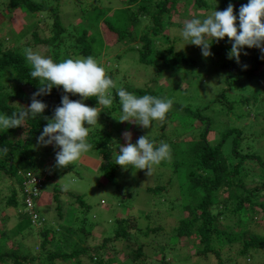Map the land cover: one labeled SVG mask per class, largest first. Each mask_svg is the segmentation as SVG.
I'll return each mask as SVG.
<instances>
[{
    "label": "trees",
    "instance_id": "obj_1",
    "mask_svg": "<svg viewBox=\"0 0 264 264\" xmlns=\"http://www.w3.org/2000/svg\"><path fill=\"white\" fill-rule=\"evenodd\" d=\"M95 1L96 6L91 8L87 0H0V23H4L8 13L20 10L27 15L29 29L37 28L42 23L47 24L48 30L45 32L50 33L48 38L41 40L38 37L39 29H34L35 41L39 46L49 49L57 47L50 53V58L57 63L67 57L75 59L93 56L97 59L101 55L98 46L104 47L105 34L115 35L114 42L118 45L130 44L115 59L122 60L126 53H134L131 62L133 60L135 65L139 64L135 68L143 71L145 67L152 73L151 80L143 87L127 84L124 89L138 96L148 94L173 102L160 127L162 130L167 129L166 133L154 135L153 131L152 137L149 136L157 145L160 142L168 143L170 156L155 167L152 176H148L145 170L138 172L140 177L146 176L149 179L161 173L164 185L150 184L145 188V193L152 201H159V208L152 202V206L147 207L137 203L138 195L129 189L130 186L134 187L133 180L125 182L118 177L120 166L116 165V139L112 125L117 122L113 117L117 112L115 103H118V111H121L116 95L119 89L116 79H122L114 70L109 76L115 84L110 90L115 106H101L99 122L90 129L88 139L93 145L91 151H96L100 158L98 169L103 174L104 182L113 185L119 200L117 211L115 204L102 210L100 208L103 212L111 213L108 220L110 222L112 219L111 229L104 230L107 236L102 245L91 244L92 238L102 229L97 221L100 216L93 214L94 205L87 195H76L63 184L60 185L65 174L72 171L71 167H65L59 172L54 165L50 173L45 171L47 158L58 150L51 153L49 147L53 149L55 145L43 146L39 143L43 128L48 123L43 117L54 116L64 95H69L73 101H84L79 95L65 93L62 87H54L50 94L37 97L47 105L41 118L27 120L25 127L0 131V176L7 175L16 184L15 188H11L12 194L7 198V205L14 211H18L21 204L26 207L13 230H0V264H136L138 261L139 264H149L147 261L168 264V254L181 243L194 252L195 262H252L257 251L264 249V234L253 230V226L264 227V116L258 112H264V93L259 87L264 82V51L245 48L237 62L229 58L231 43L228 38L215 42L209 57L225 77L223 90L217 97L207 101L206 106L192 107L190 99H186L188 103L185 99H182L183 103L177 102L169 98L170 94L167 93L179 88L191 95L192 87L199 83L205 85L207 80L197 61L177 52L167 34L172 26L178 29L183 27L178 18L186 15L190 6L195 11L203 9L207 12V2ZM230 3L238 16L240 7L247 4L248 0H221L217 10H225ZM65 11L72 15L67 16ZM204 16L195 14V18ZM75 20L79 21L77 25L74 24ZM30 71L31 65L26 61L25 53L18 47H11L5 38H0V113L10 116L22 107L30 106L34 93L41 86L38 80L30 76ZM181 75L185 80L188 78L186 83L182 78L176 79ZM167 76L175 80V88L165 90L164 78ZM234 90L236 94H232ZM86 101L89 107L98 106L95 98ZM214 118L220 122H215ZM172 123L175 127L168 133L167 127ZM247 130L254 134L250 135ZM140 132L139 128L135 129L134 143L142 136ZM189 133L191 141L181 140L183 135ZM170 134L173 137L168 139ZM245 140L250 142V146H245L247 150L243 148ZM162 169L164 171H160ZM35 173L45 178L44 189L32 201L33 210L42 221L37 231L27 213L25 199L23 202L18 201L16 190L27 180L36 178ZM48 180H54L50 196L52 206L55 204L56 217L54 213L44 216L36 208ZM103 205L105 202H102ZM138 210L144 212L139 213ZM137 213L139 218L150 222L146 230L138 223L133 227L134 219H139ZM174 213H182V216L167 225V219ZM132 228H137L134 236L130 232ZM23 234H33L38 239L34 250L27 248L22 240L14 239ZM11 236H14L13 243L7 247V240ZM139 236L153 238L150 240L151 247L158 251L152 250V256L147 255L145 246L138 242ZM132 241L137 245L136 248L131 247ZM110 244L114 250L112 254L107 253ZM122 251L129 255L125 262L120 263L115 258ZM107 255L113 257L106 260ZM152 257H158L157 262Z\"/></svg>",
    "mask_w": 264,
    "mask_h": 264
},
{
    "label": "clouds",
    "instance_id": "obj_2",
    "mask_svg": "<svg viewBox=\"0 0 264 264\" xmlns=\"http://www.w3.org/2000/svg\"><path fill=\"white\" fill-rule=\"evenodd\" d=\"M179 36L182 44L199 47L204 57L212 54L210 48L213 43L210 40L215 43L228 38L231 43L229 58L239 62L245 48L264 51V0H248L240 7L238 16L230 3L223 11L216 8L209 16L190 19L179 29ZM25 59L31 65L30 76L41 86L27 108L22 107L10 116L0 113V131L25 127L27 120L41 118L47 105L37 97L50 94L54 87H62L65 93L79 95L84 100L95 98L98 106L89 107L64 95L54 116L43 117L48 123L43 128L39 143L59 148L56 153L57 167L75 166L93 148L88 139L90 129L99 122L101 106L107 108L113 103L110 90L115 87L114 81L93 56L67 58L57 63L27 48ZM116 95L122 112L118 121L135 123L145 129H152L154 122L165 121L173 104L171 99L148 94L138 96L124 88L118 89ZM124 138L127 143L119 145L115 159L116 165L125 170L131 169L133 173L145 170L148 176H152L155 167L170 156L169 144L160 142L157 145L149 139V135L141 136L136 143H132L130 132H125ZM35 174L36 178L45 179L41 174ZM25 184L16 188L17 197L21 193L23 201L26 200Z\"/></svg>",
    "mask_w": 264,
    "mask_h": 264
},
{
    "label": "rangeland",
    "instance_id": "obj_3",
    "mask_svg": "<svg viewBox=\"0 0 264 264\" xmlns=\"http://www.w3.org/2000/svg\"><path fill=\"white\" fill-rule=\"evenodd\" d=\"M186 1V0H184ZM209 6V10H207V12L203 9H200L199 11H195L193 7H189L186 11V15H181L178 18V22H180V24H184L186 21L195 18V14H205L204 17L209 16L213 13V11L217 8H219L220 2L221 0H205ZM87 3L91 4L93 8L94 6H96V1L94 0H87ZM102 6V4H100ZM99 5V6H100ZM118 6H121V4ZM117 6V7H118ZM116 7V8H117ZM115 8V9H116ZM120 8V7H119ZM65 14L67 16L72 15L71 12L65 11ZM90 14V13H89ZM183 14V13H182ZM1 21V20H0ZM72 21V20H71ZM79 23L78 20L74 21V24L77 25ZM72 24V23H69ZM68 24V25H69ZM30 27V22L27 18V15L24 14L23 12H21L20 10H16L14 12H10L8 13V16L5 18V21L3 24L0 23V38H5L6 41H8L10 43V46H14V47H18L21 51H23L25 53V49L27 48H31L34 51L38 52L41 55H44L46 57H50L51 54L58 49L57 47H53V48H48V47H44L39 46L36 41H35V37H34V29L38 30V37L41 40H44L46 38H48L49 34L48 32H45L46 30H48V25L47 24H39V26L37 28H32L29 29ZM103 27H101L102 29ZM181 29V28H180ZM169 36V38H171V42L172 44L175 46L176 51L183 53L186 57L188 58H193L197 61V65L200 69V71L203 72V75L206 78V84L203 85L201 83L196 84L192 90V94L190 95V92L187 94H185L182 90H178V89H172L175 88V80L172 79V77H166L164 78V88L165 90H169L170 88L172 89L170 92L167 93L170 94L169 98H173L176 99L177 102H182V99H190L191 105L192 107H204L207 104V101H209L210 99H213L215 97H217L221 91L223 90V85H224V75H222V71L218 70V67L215 66L213 64V61L210 60V57H204L202 55L201 49L197 46L194 45H186V44H182L180 41V36H179V29L175 28L174 26L169 28V32L167 34ZM114 39H116L115 35H106L104 36V47L103 46H98V50L101 53L100 56L97 57V62L99 64H101L106 71V74L109 76L110 72L114 71L116 72V74L118 75V77L122 80H118L116 79V82H118V87L120 88H124L127 84L131 85V86H138V87H143L145 85V83H148L151 78V71H149V69L143 67L142 70L143 71H149V72H143L140 71V69L138 70V68L135 67H139L135 65V63L131 62V59L134 55L130 54V53H126L124 58H122V60H117L115 59V57L117 55H120L124 52V50L127 49V47H130L127 45H118L116 44V42H114ZM210 43H213L211 45L210 51L211 53H213V49H214V41L210 40ZM109 44V45H108ZM217 48L219 47V44L216 45ZM51 53V54H50ZM99 53V54H100ZM242 57H244V55H242ZM68 58V57H67ZM80 58V57H77ZM76 59V58H75ZM116 68V69H115ZM264 70V67L262 68ZM118 70V71H116ZM170 75V74H167ZM182 78L183 82L186 83L188 78L185 80L183 78V76L181 75L178 76L176 79L180 80ZM169 79V80H167ZM174 82H172V80ZM173 83V84H172ZM154 85H152L153 87ZM226 87V86H225ZM260 90L261 92L264 93V82H261L260 85ZM237 91L234 90V92L232 94H236ZM187 102V101H186ZM185 102V104H186ZM83 103H85L88 106V103L86 100L83 101ZM188 103V102H187ZM113 107L115 105H117L118 107V103H115L114 105V101L111 104ZM116 107V113H114V120L117 121L116 123H113L112 125V132L115 136V151L116 154L119 151V145H125L127 143V141L124 138V133L125 132H130L132 135V143L133 142V137L135 135V129L139 128V130L141 131L140 133L142 134V136H146L149 135L150 137H152L153 135V131H154V135H157V133H166V130H162L160 127L162 125V122H154L155 126L152 129H145L141 126H137L135 123H129V122H120L118 121L122 112ZM261 110V109H260ZM259 113H262V115L264 116V112L259 111ZM253 116V114H252ZM215 119V118H214ZM262 119V118H261ZM215 122L216 119H215ZM220 122V121H218ZM217 122V123H218ZM244 124V123H243ZM240 124V125H243ZM218 125V124H217ZM87 127V125H85ZM175 127V124L172 123L171 125H169L168 128V133L169 130H172ZM262 128L264 129V122L262 123ZM248 131V130H247ZM250 135H253L254 132H250ZM256 132L258 133L259 131L256 130ZM152 134V135H151ZM173 136L170 134L167 136V138H172ZM217 137H220L217 135ZM262 138H264L262 136ZM181 140H188L191 141L192 140V136L189 134L183 135V137L181 138ZM250 142L247 140H245V143H243V148L245 150L246 147L245 146H250L249 144ZM252 143V142H251ZM252 146V145H251ZM57 148L56 146H53V149H51L49 147L51 151V153H53V150H58L59 148ZM253 149V148H252ZM255 150V148L253 149ZM98 153L96 151H90V153L86 154L80 161L75 163V166H70L72 171H69L65 174V176L61 179L60 181V185L66 187V189H70L72 192H75L76 195H80V194H84L87 195V198L90 202L93 203L94 205V213L93 214H98V216H100V219H97V221L100 223L99 225H101L102 228L97 232V235L92 238L91 240V244L95 245V246H100L103 243L104 238L107 236V234H104V230L107 228L108 230L111 229L110 225H111V221L108 222V220L111 217V213L110 212H103L101 211L102 208L108 206L111 207L112 205L116 206L115 211H117V206H118V200L119 198L117 197V193L115 191V188L113 187L112 184L108 183V182H104V178H103V174L102 172L98 169V167L100 166L99 161L100 158H98ZM55 156V157H54ZM46 157V156H45ZM44 157V158H45ZM99 159V161H98ZM56 166V154L54 155H50L47 158V163H46V167H45V171H48V173L51 172V169L53 166ZM57 167V166H56ZM64 168H60L57 167V170L59 172H62ZM170 169V168H169ZM68 170V168H67ZM160 171H164V169L160 170ZM170 172V170H169ZM160 174V176H159ZM118 177L121 180L129 181V180H133V188L132 186L129 187V189H131L133 192H135L138 195V202L139 204L145 205L147 206H152L151 202L156 205L158 208V204L159 201L156 199V201H152L151 197H149L148 194L145 193V188L148 185H157V184H161L164 185L165 181L163 179V177L161 176V173H156L155 174V178L153 179H149L148 177L144 176V177H140L138 172L133 173V171L131 169L129 170H125L122 167H120L119 173H118ZM53 178H51L52 180ZM51 180H48L47 186H46V190L43 191L42 196L40 198V200H38V202L36 203L37 206L36 208L39 210V212H41V214H43L44 216H48V214L52 215L54 213L55 217L57 216V214L54 212V203L53 206L51 204V187H52V182H54V180L51 182ZM15 188L16 184L12 181V179L10 177H8L7 175H1L0 176V230H13L17 225H18V219H20L19 215L22 213H25L26 211V207L23 206V204H21L18 207V211H14L12 209H10L11 207H8V202H7V198L10 197V195L12 194V190L11 188ZM128 188V187H127ZM44 189V188H43ZM65 191V190H63ZM124 192V191H123ZM65 194L67 193L64 192ZM21 196V197H20ZM18 201L23 202V197L22 194L19 193L18 195ZM102 202H105V205H102ZM153 207H156L154 206ZM156 207V208H157ZM163 207V206H162ZM101 208V210H100ZM109 211V209H108ZM157 211V210H156ZM163 213H167L166 210ZM120 212V210H119ZM139 213H143V210H138ZM171 213V212H170ZM138 215V213H137ZM180 216H182V213H174L171 217H167V225H171L173 224L175 221H177V219L180 218ZM139 218V215H138ZM5 219V221L3 220ZM4 221V222H3ZM139 224L142 226L143 230L147 229V226L150 224V222L145 219V218H139V219H134V222L132 223L133 227L136 224ZM164 223V222H162ZM35 227H36V231L38 229L41 228L42 226V221L39 220V218H37L36 222H34ZM152 225V224H151ZM163 226H166V224H162ZM153 227V226H152ZM168 227V226H167ZM137 228H132L130 230V232L132 233V235L134 236L136 233ZM253 230L259 234H264V227L263 225L260 226H253ZM111 231V230H110ZM35 233V232H33ZM13 237L11 236V238H8L7 240V247L13 243ZM16 241H20L22 240V242L25 244V246L27 248H29L30 250H34L38 244V239L32 235L27 234V236H25V234L23 235H18L15 236L14 238ZM150 240L152 241L153 238H147L145 236H139V240L138 242L142 245L145 246L144 251L147 255H151L152 256V250L158 251L157 249H155L153 246L151 247L150 244ZM131 247L136 248L137 245L134 244V241L131 242ZM111 244L108 247L107 253L108 254H112L114 252L113 249L110 248ZM123 250V249H122ZM129 254H127V252L122 251L121 253H118L116 255V260L120 263L125 262V260L128 259ZM194 252L192 250H190L188 247L183 246L182 243L178 244L175 249L173 251H171L168 254V258L166 259L168 264H204L203 261H194ZM113 255H107L105 257V259L107 260L108 258H112ZM160 258L162 256H159ZM153 260H155V262H157L158 257L153 258ZM149 264H154L153 261H147ZM214 262V260L212 261ZM254 264H264V249L258 250L257 254L254 256V259L252 261ZM251 261H247L246 264H251ZM140 262H136V264H139ZM244 263V262H243ZM116 264V263H114ZM213 264V263H211Z\"/></svg>",
    "mask_w": 264,
    "mask_h": 264
},
{
    "label": "built area",
    "instance_id": "obj_4",
    "mask_svg": "<svg viewBox=\"0 0 264 264\" xmlns=\"http://www.w3.org/2000/svg\"><path fill=\"white\" fill-rule=\"evenodd\" d=\"M43 184H44V180L40 179V178H32L31 180H27L25 186V190H24V194H25V202L28 206V208L31 210L33 209V199L35 197H37L40 194L41 189L43 188ZM32 221L33 223L36 222L38 216L37 215H33L32 217Z\"/></svg>",
    "mask_w": 264,
    "mask_h": 264
},
{
    "label": "bare ground",
    "instance_id": "obj_5",
    "mask_svg": "<svg viewBox=\"0 0 264 264\" xmlns=\"http://www.w3.org/2000/svg\"><path fill=\"white\" fill-rule=\"evenodd\" d=\"M41 191H42V189H41ZM41 191H40V193H41ZM26 206H27V204H26ZM27 213H29V215L31 216V219H33L32 217H33V215L35 214V215H37L35 212H34V210L33 209H29L28 208V206H27Z\"/></svg>",
    "mask_w": 264,
    "mask_h": 264
}]
</instances>
